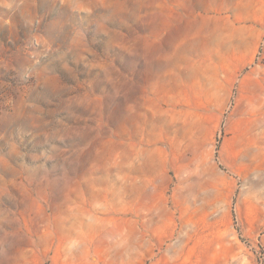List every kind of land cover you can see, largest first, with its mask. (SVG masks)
I'll return each instance as SVG.
<instances>
[{
    "label": "rangeland",
    "instance_id": "obj_1",
    "mask_svg": "<svg viewBox=\"0 0 264 264\" xmlns=\"http://www.w3.org/2000/svg\"><path fill=\"white\" fill-rule=\"evenodd\" d=\"M0 264H264V0H0Z\"/></svg>",
    "mask_w": 264,
    "mask_h": 264
}]
</instances>
